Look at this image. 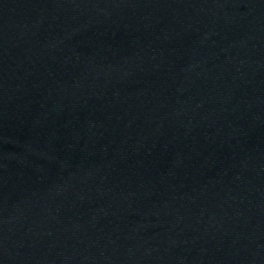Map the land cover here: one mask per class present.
I'll return each instance as SVG.
<instances>
[{"label": "water", "instance_id": "obj_1", "mask_svg": "<svg viewBox=\"0 0 264 264\" xmlns=\"http://www.w3.org/2000/svg\"><path fill=\"white\" fill-rule=\"evenodd\" d=\"M0 264H264V0H0Z\"/></svg>", "mask_w": 264, "mask_h": 264}]
</instances>
